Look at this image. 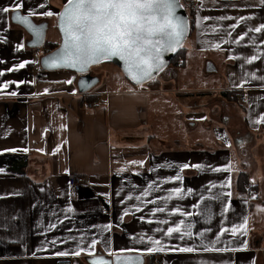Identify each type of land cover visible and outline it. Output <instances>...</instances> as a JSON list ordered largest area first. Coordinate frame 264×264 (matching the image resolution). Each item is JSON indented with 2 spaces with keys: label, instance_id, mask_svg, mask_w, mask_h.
I'll return each instance as SVG.
<instances>
[{
  "label": "crops",
  "instance_id": "0c3cea01",
  "mask_svg": "<svg viewBox=\"0 0 264 264\" xmlns=\"http://www.w3.org/2000/svg\"><path fill=\"white\" fill-rule=\"evenodd\" d=\"M192 1L198 10L194 30L186 38L185 65H168L138 86L128 82L113 64L94 66L84 75L42 70L36 64L39 59H34L35 38L11 21L13 13H0V69L29 61L24 68L0 76V84L7 83L0 89V168L4 169L0 173V264H88L86 260L93 256L124 254L119 252L124 247L141 249L145 264H264V123H256L264 113V79H260L264 77V32L250 31L264 23V0ZM14 2L19 0H0V7ZM66 3L23 0L20 14L27 15L32 9L35 14L29 17L31 22L45 29L41 30L43 47L45 43H59L56 22ZM41 4L43 11L53 15H39ZM204 16L209 20H203ZM219 16L229 19L217 20ZM233 23L236 29L230 27ZM237 36L244 39L234 43ZM18 43L24 47L17 49ZM194 54L199 61L195 72L190 64ZM249 55L259 59L251 65L243 63ZM232 56L236 59L229 58ZM207 66L212 71H206ZM194 74L200 83L193 81ZM19 81L24 83H13ZM240 95L245 96L243 103ZM93 100L100 103L86 108L85 104ZM11 148L28 151H4ZM140 160L143 166L129 163ZM185 163L202 167L181 169ZM225 165L229 170H211ZM121 168L124 171L119 172ZM177 173L180 181L168 180ZM240 173H245L254 187L251 199L236 188ZM70 176L86 180L77 200L69 197ZM152 182L158 187L141 200L156 203L137 201ZM210 183L216 185L213 193H231L223 200L229 205L228 212L222 214L221 201H207L210 219L170 215L171 207L198 211L191 204L201 194L208 196ZM220 184L226 186L220 188ZM172 187H182L185 192L191 188L193 193L162 202ZM125 196L131 200L121 204ZM165 204L164 213L151 215L152 207ZM69 206L72 211L65 212ZM124 208L129 214L121 220ZM142 214L144 222L139 219ZM57 217L63 223L45 233L47 224L56 222ZM148 218L153 221L151 226ZM161 219L168 221V226L183 219L194 225V232L211 229L204 244L215 239L223 226L228 232L220 235L214 247L237 250L205 252L196 236L165 238L151 230H166L165 225L156 223ZM245 221L243 234L238 232L233 237L231 225ZM108 223L112 225L108 232L93 227ZM82 233L80 246L85 252L79 256L51 255L57 250L75 251L76 243L69 237L79 241ZM141 233L145 242L136 243ZM93 235L97 244L88 249ZM148 235L160 239L165 248L195 245L198 250L148 253L143 251L150 246ZM53 239L66 243L48 244L43 250L42 241Z\"/></svg>",
  "mask_w": 264,
  "mask_h": 264
},
{
  "label": "snow or ice",
  "instance_id": "6c2138e0",
  "mask_svg": "<svg viewBox=\"0 0 264 264\" xmlns=\"http://www.w3.org/2000/svg\"><path fill=\"white\" fill-rule=\"evenodd\" d=\"M23 0L19 2L10 3V6L0 7V13L8 14L14 13L11 16L12 20L19 21L20 23L27 26L31 31L32 35L37 38L41 36V26H36L31 23L29 17L34 15V11L29 9L27 15H21L20 10L23 9ZM41 11L38 13L43 16H52V11H43V5H38ZM182 7L179 5L177 0H67L64 5L63 10L58 14L59 16V29L63 34V43L60 49L50 58L44 61L46 67L50 68H72L83 72L88 65L97 63L101 60H109L112 57L119 58L123 62L124 71L130 77L132 81L137 84H142L145 79H151L154 71L161 69L163 61V53L174 52L177 48L181 47L182 40L188 31V22L181 16L177 15V8ZM227 16H219L217 20H227ZM245 19V17H240V20ZM203 20H209L208 16H204ZM197 26L200 24V20L197 19ZM232 29L237 28V24L233 23L230 25ZM213 32L216 31L215 28L212 29ZM250 31L255 33L264 32V23H261L258 27L252 28ZM231 35V33H229ZM244 39V36H237L234 39V43H239ZM222 42H226L223 41ZM264 43V41H261ZM218 48L219 44L212 45ZM24 47L23 43H18L16 45L17 49ZM230 59H236L235 56L229 57ZM259 59L255 55H249L244 59L243 63L251 65L253 61ZM0 63H3L0 60ZM29 61L24 60L19 63L13 64L11 67L6 69H0V76H3L5 72H13L18 69H22ZM253 79L257 76L255 73L252 74ZM264 79V77H260ZM71 80H66L65 83H71ZM22 84L24 81L13 82ZM83 81H81V86H83ZM242 84L245 81L241 82ZM241 85H237L240 87ZM7 87V83L0 84V89ZM48 90L45 89V92ZM11 95H16L15 92H11ZM256 123H264V113H262L257 119ZM59 145H57V149ZM54 150V151H55ZM4 151L16 152V151H28V149H5ZM132 164L144 165V161H130ZM181 169H186L189 167L199 169L202 167L200 164L189 165L187 163L182 164ZM213 172L227 171L228 166L225 165L223 168L215 167L211 169ZM124 171L123 168L119 172ZM149 171H154V169H149ZM4 172L3 168H0V173ZM119 172L117 174H119ZM182 177L177 173L176 175L168 177L169 181H180ZM225 184H220V188H224ZM230 187V181L227 184ZM158 187L155 182L149 183L145 187L140 195L136 197L137 201L141 203H152L155 204L156 201H142L141 197L148 196L149 192L154 188ZM216 188L215 184H209L206 191L208 196L205 197L201 194L198 200L191 204V208L198 209V211H188L182 210L178 207H171L170 215L175 216L179 213L180 217H197L204 216L206 219H210V209L206 207L207 201H221L222 203V214L228 212L229 205L224 204L223 200L231 196L230 192H216L213 193V189ZM42 190V189H41ZM193 190L188 188L187 191L182 187H172L169 189L168 196L163 198L162 202L172 200L174 197L182 199L186 194H192ZM120 193H117L119 196ZM157 199H161L157 197ZM124 200H131V197L125 196L123 200L120 201L121 204ZM201 202H205L202 204ZM136 212H141L139 206L133 205ZM168 207H152L151 215L158 213H164ZM71 206L65 209V212H71ZM128 209L124 208L120 219H123L124 215H128ZM53 215H55L53 213ZM67 219V217H65ZM141 222L145 221V216L142 214L139 217ZM148 224L151 226L153 221L151 218L147 220ZM63 222L57 217L56 222H49L45 228V233L50 230L56 229L58 225ZM158 224L166 226V230H162L159 227L152 228L151 230L159 233L165 238H172L174 235L178 236L180 240L187 238H192L196 236L200 238L201 250L215 251V252H227L236 251L237 249L228 248H216L219 242L221 234H226L228 229L221 226L215 233V239L211 240L209 244H204L205 234L210 232L211 229L205 228L202 232H194L192 223H186L185 220L181 219L178 223L173 221V226H168L169 222L166 220L156 221ZM246 221L239 225H231V235L235 237L239 232L243 234ZM93 227H98L102 229V232H108L112 227L111 223L104 225H93ZM84 233L81 234V239L76 240L74 236L69 237L71 242L76 243V250L72 252L68 251H54L51 253L53 257H65L68 255L79 256L81 253L85 252L86 249L80 245L84 242ZM147 246L143 249L148 253L153 252H163V251H178L182 253H193L198 249L195 245L193 246H183L175 248H165L160 239L155 238L152 235L146 237ZM145 235L141 233L136 243H144ZM57 243H66L64 240L53 239L51 241H42L43 250H47V245H55ZM97 244V239L93 235L90 244L87 245L88 249H92ZM38 248L37 251H40ZM141 249L135 247H124L119 249L120 253L124 255H115L114 264H142L141 261ZM35 252L33 255L35 256ZM92 264H110L109 261L104 260L102 257H98L92 261Z\"/></svg>",
  "mask_w": 264,
  "mask_h": 264
},
{
  "label": "water",
  "instance_id": "95a60500",
  "mask_svg": "<svg viewBox=\"0 0 264 264\" xmlns=\"http://www.w3.org/2000/svg\"><path fill=\"white\" fill-rule=\"evenodd\" d=\"M177 2H178V4H179V1H178V0H177ZM179 5H180V4H179ZM63 8H64V6H63L62 9L60 10V12L63 10ZM60 12H59V13H60ZM176 12H177V15H181V16H183V17L187 20V22H188V19H187L186 14H185V12H184V10H183L182 7L177 8ZM19 14H20V13H19ZM12 15H14V13H13ZM29 20H30V18H29ZM11 21H12L14 24H17V25L21 26L22 28H24V29L26 30V32H28V33H30V34L32 35L31 31L27 28L26 25H24V24H22V23H20L19 21H16V20H12V19H11ZM30 22H31V20H30ZM31 23H32V22H31ZM56 28H57V31H58V34H59V38H60V40H59L58 46H57L55 49H53V50H51V51H49V52L43 54V55L39 58V60H38V64H39V67H40L42 70H46V71L68 70V71L74 72V73L79 74V75H84V74H87V73L90 71V69H91L92 67H94V66H97V65H100V64H113V65H115V66H117V67L119 68L120 72L122 73V75L124 76V78H125L128 82H130L132 85L138 86V85H142V84L146 83L147 81H149V80L153 79L154 77H156V76H157V75H158V74H159V73H160V72H161L166 66L169 65L171 59H172L173 56L176 54V52H177V51L183 46V43L185 42V40H186V38H187V36H188V32H189V23H188V31L186 32V34H185V36H184V38H183V40H182L181 47L177 48L174 52H165V53H163V57H162V58H163L164 63H163V65H162L161 69L154 71L153 74H152V78H151V79H145L144 82H143L142 84H137V83H135L134 81H132V80L130 79V77H129V76L125 73V71H124L123 62L120 61L119 58H117V57H112V58L109 59V60H101V61H99V62H97V63L90 64V65H88V67H87L83 72H81V71H79V70H77V69H72V68H50V67H46L45 64H44V61H45L46 59L50 58L51 56H53V55H54V54L60 49V47H61V45H62V43H63V34L61 33V31H60V29H59V16L57 17ZM42 30L44 31L45 29L43 28ZM32 36H33V35H32ZM33 38H35V41H36V42H35V45H36L37 48H41V47H43V41H44V38H43L42 35L40 36V38H39L38 40H37V38L34 37V36H33ZM206 71L210 72V71H212V69H210L209 66H207ZM94 83H95V82H92V84H94ZM117 255H124V254H117ZM140 256H141V255H140ZM98 257H102L104 260L109 261L110 264H114V262H115V255H113V256L110 257V258H106V257H103V256H93V257H91V258H88L86 261H87L88 264H92V261H93L94 259H97ZM141 261H142V264H145V259H144L143 256H141Z\"/></svg>",
  "mask_w": 264,
  "mask_h": 264
},
{
  "label": "trees",
  "instance_id": "16d2710c",
  "mask_svg": "<svg viewBox=\"0 0 264 264\" xmlns=\"http://www.w3.org/2000/svg\"><path fill=\"white\" fill-rule=\"evenodd\" d=\"M179 4L182 5V8L186 14V17L188 19V23H189V32H188V37L191 36L193 29H194V14L191 11H188V7H187V1L186 0H178ZM58 46V44L55 43H45V47L48 48V51H51L53 49H55ZM185 56H186V49L185 47H181L176 54L173 56V58L171 59L169 65H173L175 67H183L185 65ZM38 64V63H36ZM39 67V64L37 65ZM228 95H226L227 97ZM232 99V97L230 98V100ZM247 184H249V181L247 180V176L245 173H240V175L237 178L236 181V188L240 193H244L246 190V186ZM254 189V187H253ZM61 264V263H60Z\"/></svg>",
  "mask_w": 264,
  "mask_h": 264
},
{
  "label": "built area",
  "instance_id": "2783aa9c",
  "mask_svg": "<svg viewBox=\"0 0 264 264\" xmlns=\"http://www.w3.org/2000/svg\"><path fill=\"white\" fill-rule=\"evenodd\" d=\"M40 49L37 48L34 53L35 55L39 54ZM82 95H85L84 93ZM239 100L241 103H243L245 101V96L244 95H240L239 96ZM100 101L99 100H93L90 102H87L85 104L86 108H92L93 106L99 104ZM86 185V180L83 177H79V176H70L68 178V193H69V197L72 200H77L80 197V194L84 188V186ZM245 193L247 194V196L251 199L254 197V189L252 187V185L249 183L246 186V190Z\"/></svg>",
  "mask_w": 264,
  "mask_h": 264
},
{
  "label": "rangeland",
  "instance_id": "374dc122",
  "mask_svg": "<svg viewBox=\"0 0 264 264\" xmlns=\"http://www.w3.org/2000/svg\"><path fill=\"white\" fill-rule=\"evenodd\" d=\"M187 1V7H188V11H191L193 14H194V27H195V13L197 12V10H198V6H196L195 5V2H193L192 0H186ZM194 30V29H193ZM55 34H58V31L55 33ZM59 35V34H58ZM57 35V36H58ZM187 44H188V42H187V39H186V41L183 43V47H186L187 46ZM47 52H49L48 51V48L46 47H43L41 50H40V52H39V54L37 55H35L34 56V59H35V62L39 59V57L40 56H42L43 54H45V53H47ZM197 57L195 56V54L194 55H192V57H191V59H190V64L193 66V68H195L194 69V72H195V70L198 68V66H199V61L196 59ZM38 63V62H37ZM193 73V72H192ZM194 82L195 83H200V79H199V77L197 76V74H194Z\"/></svg>",
  "mask_w": 264,
  "mask_h": 264
}]
</instances>
